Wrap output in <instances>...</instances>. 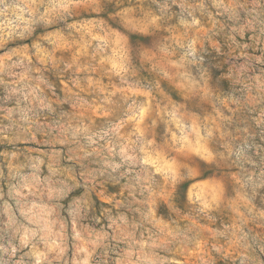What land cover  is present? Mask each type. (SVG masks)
I'll return each mask as SVG.
<instances>
[{"label":"rangeland","instance_id":"374dc122","mask_svg":"<svg viewBox=\"0 0 264 264\" xmlns=\"http://www.w3.org/2000/svg\"><path fill=\"white\" fill-rule=\"evenodd\" d=\"M0 264H264V0H0Z\"/></svg>","mask_w":264,"mask_h":264}]
</instances>
